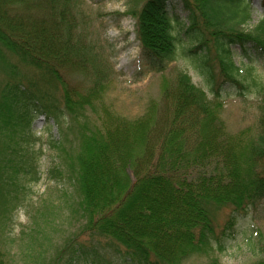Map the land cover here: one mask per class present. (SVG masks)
Segmentation results:
<instances>
[{
  "label": "trees",
  "instance_id": "trees-1",
  "mask_svg": "<svg viewBox=\"0 0 264 264\" xmlns=\"http://www.w3.org/2000/svg\"><path fill=\"white\" fill-rule=\"evenodd\" d=\"M175 1L185 18L171 11ZM131 10L145 68L162 72L186 59L209 92L179 71L165 80L161 104L137 118L117 115L104 100L113 71L97 65L79 2L0 0V66L9 78L0 86V203L15 207L25 181L39 179L31 125L42 113L60 127L50 141L63 157L54 169L78 192L84 217L68 263L107 264L113 249L129 264H183L201 253L214 264L215 208L228 206L233 222L264 201V82L256 125L231 133L221 117L227 86L241 96L248 87L235 55L264 65V15L247 30L252 0H140ZM71 68L87 88L71 83L63 71ZM74 138L68 160L64 144ZM2 244L0 234L7 264Z\"/></svg>",
  "mask_w": 264,
  "mask_h": 264
},
{
  "label": "rangeland",
  "instance_id": "rangeland-1",
  "mask_svg": "<svg viewBox=\"0 0 264 264\" xmlns=\"http://www.w3.org/2000/svg\"><path fill=\"white\" fill-rule=\"evenodd\" d=\"M139 1L76 0L80 5L83 24L90 35L89 42L93 43L97 55V65L105 64L110 72L113 71L104 100L113 113L127 118H137L144 114L152 101L161 104L165 80L173 79L179 71L187 72L193 83L209 92L205 81L186 59L169 62L162 72L145 68L142 43L134 30L135 18L130 12ZM261 1L252 0V19L246 26L247 30L253 29L264 15ZM171 11L186 17L182 5L176 1ZM235 49L239 52V48ZM235 60L241 68V78L248 87L245 95L241 96L237 87L228 85L223 96L221 117L231 133L258 122L259 97L256 90L258 84L264 82L262 63L252 61L248 64L238 54ZM13 62L18 63L21 71L30 76L34 74L35 69L20 63L17 57H13ZM63 71L71 83L82 90L90 84L80 71L72 68ZM8 79V73L0 66V86ZM56 91V95L62 94ZM61 104L63 106L62 101ZM59 133L60 127L54 118H48L42 113L35 115L31 125V142L39 151V179L25 181L28 184L27 192H22V198L18 199L15 207L5 208L0 203V234L7 264H92L81 257L68 263L71 259L68 254L70 241L84 217L79 210L80 196L76 189L70 185L68 187L67 183L56 176L54 167L60 164L63 157L62 152L51 146L50 141L59 139ZM70 134L69 138L72 137ZM75 144V138L64 144L68 150L65 155L68 160L73 157ZM128 174L134 181L131 169H128ZM63 188L64 191H61ZM231 214L228 206L215 208L217 237L213 238L214 253L210 252V256L218 257V262L214 264H250L263 258L264 201L246 212L233 214V222ZM107 255V264H129L113 249ZM210 261L207 254L201 253L183 264H209Z\"/></svg>",
  "mask_w": 264,
  "mask_h": 264
}]
</instances>
